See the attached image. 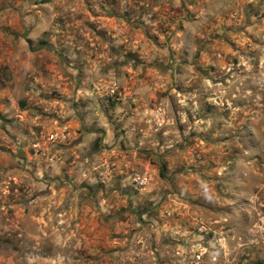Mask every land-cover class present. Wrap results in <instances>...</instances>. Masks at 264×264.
I'll return each instance as SVG.
<instances>
[{"label": "rangeland", "instance_id": "1", "mask_svg": "<svg viewBox=\"0 0 264 264\" xmlns=\"http://www.w3.org/2000/svg\"><path fill=\"white\" fill-rule=\"evenodd\" d=\"M23 5L0 264H264V0Z\"/></svg>", "mask_w": 264, "mask_h": 264}, {"label": "crops", "instance_id": "2", "mask_svg": "<svg viewBox=\"0 0 264 264\" xmlns=\"http://www.w3.org/2000/svg\"><path fill=\"white\" fill-rule=\"evenodd\" d=\"M3 2V4H5L4 6L0 5V38H3V42H7V49L9 46H15L18 45L19 47L23 48L27 45H24L25 42L27 41H33L37 38H39V32H38V28L39 26L35 27L33 25V27H31V29H29V31L24 32L23 31V25H24V21L22 17H26V15H30L29 12H33L35 13V17L37 18V15L41 13V11L39 10H34L33 8L37 9V6H31V9L29 11H27L29 9V4L27 7V10H25L26 6L23 5V0H0V4ZM29 3V2H28ZM2 4V5H3ZM39 21V19H38ZM5 29L9 28V30L13 31L15 30L13 33L17 35V37L15 35H13L12 38H7V41L4 40V35L1 34L2 31H4ZM6 29V30H7ZM16 32V33H15ZM16 39H19L18 41H16Z\"/></svg>", "mask_w": 264, "mask_h": 264}, {"label": "trees", "instance_id": "3", "mask_svg": "<svg viewBox=\"0 0 264 264\" xmlns=\"http://www.w3.org/2000/svg\"><path fill=\"white\" fill-rule=\"evenodd\" d=\"M165 171H166V167L164 165H162L161 169H160V174H161L162 177H164Z\"/></svg>", "mask_w": 264, "mask_h": 264}, {"label": "flooded vegetation", "instance_id": "4", "mask_svg": "<svg viewBox=\"0 0 264 264\" xmlns=\"http://www.w3.org/2000/svg\"><path fill=\"white\" fill-rule=\"evenodd\" d=\"M150 211L148 210L146 213H149Z\"/></svg>", "mask_w": 264, "mask_h": 264}, {"label": "built area", "instance_id": "5", "mask_svg": "<svg viewBox=\"0 0 264 264\" xmlns=\"http://www.w3.org/2000/svg\"><path fill=\"white\" fill-rule=\"evenodd\" d=\"M198 258H200V256Z\"/></svg>", "mask_w": 264, "mask_h": 264}]
</instances>
